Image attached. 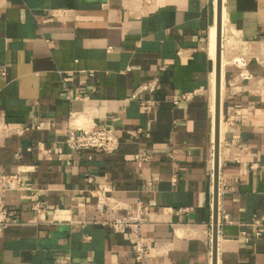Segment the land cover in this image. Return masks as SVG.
<instances>
[{
	"label": "crops",
	"instance_id": "obj_1",
	"mask_svg": "<svg viewBox=\"0 0 264 264\" xmlns=\"http://www.w3.org/2000/svg\"><path fill=\"white\" fill-rule=\"evenodd\" d=\"M222 3L236 40L225 65L221 46L219 218L233 222L217 264H264V0ZM216 18L217 0H0V171L26 185L6 198L0 264H139L131 233L80 222L98 183L143 202L148 264H213ZM69 124L111 128L118 147L71 149Z\"/></svg>",
	"mask_w": 264,
	"mask_h": 264
},
{
	"label": "built area",
	"instance_id": "obj_2",
	"mask_svg": "<svg viewBox=\"0 0 264 264\" xmlns=\"http://www.w3.org/2000/svg\"><path fill=\"white\" fill-rule=\"evenodd\" d=\"M4 71V70H3ZM157 80L152 79L141 84L132 94L131 98H136L141 91L156 90ZM78 94H74L72 90H68L67 98H79ZM46 121L38 122V127L44 126ZM21 131V130H18ZM66 143L69 148L74 150L83 149H99L108 152L114 151L119 144L117 134L105 126H93L88 129H77L72 124L67 127ZM150 158L148 152H141L138 159L148 161ZM89 180L94 181L93 176L89 175ZM148 181V184H151ZM25 180L22 170L16 172L0 171V226L6 227L12 221L11 210L7 206L6 198L10 191H19L24 194L26 191ZM111 188L107 184L98 183L93 190L95 200L87 202L83 209V218L80 221L83 225L87 223H101L108 226L115 232L131 233L133 237L132 248L135 253L136 261L139 264H148V258L152 250L156 247V242L148 240L143 234V226L148 221V213L142 201L137 202L135 206H128L114 195L110 194ZM32 208L40 212L42 210V202L37 199ZM128 209L127 212L123 210ZM181 211L189 210V207H180ZM227 222H233L231 218L226 216ZM219 218V227L225 222ZM261 218L254 220L255 224H260ZM261 234L260 229L256 232ZM251 239L250 236L246 237Z\"/></svg>",
	"mask_w": 264,
	"mask_h": 264
},
{
	"label": "water",
	"instance_id": "obj_3",
	"mask_svg": "<svg viewBox=\"0 0 264 264\" xmlns=\"http://www.w3.org/2000/svg\"><path fill=\"white\" fill-rule=\"evenodd\" d=\"M222 0H218L217 11H218V27L220 29V15L222 9ZM220 40H218V53L216 61V112H215V175H214V233H213V264H217V252H218V236H219V128L221 122V76H222V47H220Z\"/></svg>",
	"mask_w": 264,
	"mask_h": 264
},
{
	"label": "bare ground",
	"instance_id": "obj_4",
	"mask_svg": "<svg viewBox=\"0 0 264 264\" xmlns=\"http://www.w3.org/2000/svg\"><path fill=\"white\" fill-rule=\"evenodd\" d=\"M217 3H218V0H217ZM227 30H228V25H227V20H226V13H225V10L223 13V4H222L221 15H220V29L218 27V11H217L216 22H214L212 24V26L210 27V31H209V53H210V56L212 58H214L215 61H217V53H218V46H219L218 40H220V42H221L220 47L223 45V64L224 65H225V61H227L225 58L224 47H225V45L227 46L228 44H229V46L232 45L236 40L234 38V35H232V34L228 35L227 34ZM222 35H223V37H222ZM225 36H229L228 39H226V41H225V38H227V37H225ZM236 36H238V35H236ZM222 38H224V39L222 40ZM222 42H223V44H222ZM225 42H227V43H225ZM245 44L246 43H243V45H245ZM233 46H234V44H233ZM236 46H237V44H236ZM245 46H243V47H245ZM223 74H224V72H223ZM216 77H217L216 68H214L213 72L211 74V92H212L213 100L215 101V112H216V88H217ZM220 93H222V95L224 93V75H223V77H221ZM212 104H213V101H212ZM221 141L222 140H220V142ZM220 144H222V142ZM213 155H214V157H213ZM213 162H214V164H213ZM212 171H213V176H214V174H215V145H213V150H212Z\"/></svg>",
	"mask_w": 264,
	"mask_h": 264
},
{
	"label": "rangeland",
	"instance_id": "obj_5",
	"mask_svg": "<svg viewBox=\"0 0 264 264\" xmlns=\"http://www.w3.org/2000/svg\"><path fill=\"white\" fill-rule=\"evenodd\" d=\"M227 34L230 35V32L228 31ZM222 37H223V35H222ZM225 37H227V38H225V41H226V39H228L229 36H225Z\"/></svg>",
	"mask_w": 264,
	"mask_h": 264
}]
</instances>
